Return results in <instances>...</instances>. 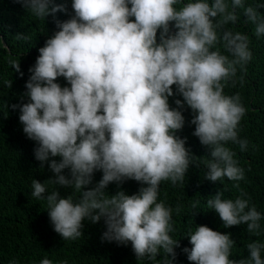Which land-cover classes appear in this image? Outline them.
<instances>
[{
  "label": "clouds",
  "instance_id": "clouds-1",
  "mask_svg": "<svg viewBox=\"0 0 264 264\" xmlns=\"http://www.w3.org/2000/svg\"><path fill=\"white\" fill-rule=\"evenodd\" d=\"M14 2L36 19L52 17L57 29L28 69L26 102L10 105L34 142V160L53 174L44 183L33 179L29 195L44 202L52 230L64 241L81 238L85 221H103L101 242L130 243L141 264H173L179 247L170 236L175 215L158 193L161 182L184 183L195 162L186 139L176 135L185 126L182 113L191 110L192 135L208 150L204 180L226 178L239 189L245 170L228 145L241 152L249 146L238 135L245 108L238 93L223 89L252 52L248 36L229 25L242 10L256 39L264 38L258 11L264 0H71V13L55 0ZM57 12L69 18L60 21ZM10 63L23 77L19 64ZM174 95L182 100L170 107ZM94 173L100 178L95 184ZM127 180L141 185L137 193H107L110 184ZM61 189L72 194L62 196ZM206 205L225 229L244 225L255 236L264 231V216L243 191L234 199L217 191ZM184 237L182 244L191 248L182 251L191 264H264V241L247 243V256L234 260L230 234L196 226ZM39 264L53 262L45 257Z\"/></svg>",
  "mask_w": 264,
  "mask_h": 264
},
{
  "label": "trees",
  "instance_id": "trees-1",
  "mask_svg": "<svg viewBox=\"0 0 264 264\" xmlns=\"http://www.w3.org/2000/svg\"><path fill=\"white\" fill-rule=\"evenodd\" d=\"M55 2L65 4L68 12H72L71 0ZM253 2L247 0L249 4ZM258 11L264 15V8ZM237 17V23L229 27L234 32L248 36L252 59L243 71L237 68L236 76L232 81L225 82L223 91L227 95L238 93L245 108L238 135L246 139L249 146L241 152L238 146L228 145L235 153L238 166L245 170V179L239 182V189L233 188L232 182L226 178L215 183L204 180L208 150L192 135L194 125L188 121L192 119L193 113L185 108L182 113L185 126L176 135L186 139L185 147L195 162L190 165L184 183L173 186L169 182H161L158 193V200L172 208V216L175 215L174 231L170 236L179 242V247L175 249L177 256L173 264H191L182 251L185 247L190 249L191 245L189 242L182 243L188 239L184 236L194 231L196 226H207L214 231L230 234L235 242L230 259L234 260L247 256V243L264 241V231L255 236L248 233L244 225L223 228L218 215L206 205L207 198L214 196L217 191L222 193L223 198L232 199L243 191L250 204L264 216V38L256 39L253 27L244 23L242 10L237 11ZM68 18L64 13H56V19L60 21ZM56 30L52 17L36 19L14 0H0V264H9L10 260H15L16 264H39L45 257L53 264L62 261L67 264H141L132 252L130 243L128 246H118L115 242H101L100 237L105 230L103 221L96 224L85 221L81 238L64 241L52 230L44 202L29 195L33 179L44 183L53 174L46 164L41 168L39 162L34 160V142L22 132L19 112L12 110L10 105L26 102L22 95L30 75L28 69L35 63L37 50ZM18 33H25L28 39H15ZM11 61L19 64L23 77L13 70ZM56 82L61 87L67 86L63 78H58ZM174 99L182 100V97H170V107H176ZM99 179L94 173L93 184ZM140 186L135 181L127 180L119 187L115 183L110 184L106 191L113 195L123 190L132 195L137 193ZM47 187L50 189L53 185ZM60 191L62 196L72 194L71 190ZM177 208L179 212L175 211ZM261 226L264 229V219ZM261 256L264 258V252ZM156 259L161 260L162 256L157 255Z\"/></svg>",
  "mask_w": 264,
  "mask_h": 264
},
{
  "label": "rangeland",
  "instance_id": "rangeland-1",
  "mask_svg": "<svg viewBox=\"0 0 264 264\" xmlns=\"http://www.w3.org/2000/svg\"><path fill=\"white\" fill-rule=\"evenodd\" d=\"M183 237V236H182ZM182 237H179V238H182ZM178 249V248H177Z\"/></svg>",
  "mask_w": 264,
  "mask_h": 264
},
{
  "label": "water",
  "instance_id": "water-1",
  "mask_svg": "<svg viewBox=\"0 0 264 264\" xmlns=\"http://www.w3.org/2000/svg\"><path fill=\"white\" fill-rule=\"evenodd\" d=\"M4 44H5V42H4Z\"/></svg>",
  "mask_w": 264,
  "mask_h": 264
}]
</instances>
